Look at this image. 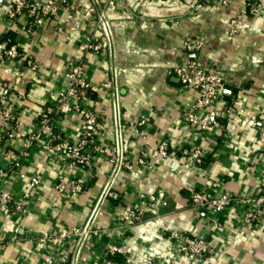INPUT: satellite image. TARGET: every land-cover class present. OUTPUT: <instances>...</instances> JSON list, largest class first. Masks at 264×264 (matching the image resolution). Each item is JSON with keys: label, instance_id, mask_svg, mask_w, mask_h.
Wrapping results in <instances>:
<instances>
[{"label": "crops", "instance_id": "0c3cea01", "mask_svg": "<svg viewBox=\"0 0 264 264\" xmlns=\"http://www.w3.org/2000/svg\"><path fill=\"white\" fill-rule=\"evenodd\" d=\"M68 1L77 9L70 12L64 5L55 20L28 37L27 19L20 16L12 23V0H0V37L12 26L13 37L40 64L37 71L17 73L14 62L0 61V105L19 111L13 137L0 125V168L16 167L38 114L67 89L65 73L78 59L98 87L81 98L101 118L96 139L118 146L132 168L117 166L103 154L94 156L91 167L72 168L60 154L35 143L8 185L16 193L30 191L33 201L26 213L0 217V264H52L54 254L68 243L34 238L90 221L99 233L73 241L72 264L103 257L108 242H122L125 252L118 259L132 256L138 264H147L149 256L155 257L151 264H264V210L252 223L244 220L246 207L264 208V9L252 17L244 0L215 2L201 13L194 9L197 0ZM100 5L106 7L108 30L90 10ZM238 13H244L248 31L230 35L228 20ZM58 24L64 32L56 29ZM188 38L203 42L201 55L222 68L228 80L224 97L214 104L221 114L205 130L184 119L194 109L198 91L171 72L188 59ZM101 39L104 49H83L84 43ZM56 127L75 133L83 127L81 115L59 117ZM163 140L169 155L157 150ZM194 147L200 148L201 161L192 158ZM78 176L86 179L82 192L54 188L57 178ZM193 190L229 193L245 201L221 212L201 210L190 200ZM144 206L141 217H132ZM176 232L206 238L215 246L214 254L176 255Z\"/></svg>", "mask_w": 264, "mask_h": 264}, {"label": "built area", "instance_id": "2783aa9c", "mask_svg": "<svg viewBox=\"0 0 264 264\" xmlns=\"http://www.w3.org/2000/svg\"><path fill=\"white\" fill-rule=\"evenodd\" d=\"M231 0H197L194 9L197 13H201L208 6L215 2L227 5ZM106 4H119L123 0H107ZM64 5H68L70 12L77 9L78 5L68 0H12L8 17L11 22L17 20L20 16L27 19L26 36H33L47 21L55 20L63 9ZM249 16L258 17L264 9V0H245ZM92 12H97L98 21L103 23L108 30V19L106 16L105 6H92ZM10 26L8 32L0 37V61L14 62L15 71L17 73L24 70L37 71L40 64L35 56L26 50L20 42L12 35ZM59 32H64L61 24L56 26ZM229 34L246 33L248 28L244 25V13H238L228 20ZM203 42L195 38H188L184 43V48L188 51L189 56L185 62L175 65L171 72L178 77L184 85L196 89L199 93L194 109L188 111L184 115L186 122L199 126L202 130L208 128L213 116L221 114V109L215 107L214 104L219 102L223 97L227 88V78L222 68L216 66L213 62L201 55ZM105 48V40H92L83 44L85 51H99ZM68 78V87L61 93L55 102L47 103L37 116V127L26 138V145L21 151L15 168H0V217H11L16 214L28 212L33 194L30 191L16 193L9 189L8 185L18 169V165L23 158L27 157L29 151L35 143L40 144L47 151L60 154L62 159L72 168L91 167L96 154L107 156L114 164H123L127 168H132V164L123 159L121 150L115 145H106L96 139L95 132L102 127L100 116L93 110L86 108L81 103V90L95 92L98 90L89 82L86 77V67L83 59H78L65 73ZM108 82L106 86H110ZM214 106V107H212ZM203 113L200 115L198 111ZM78 112L81 115L83 127L75 133H65L56 127V121L59 117ZM18 108L15 106L0 105V125L4 128L7 137L15 135V124L18 118ZM144 120L140 124H144ZM162 155H169V144L167 140L161 141L157 148ZM147 155V152L146 154ZM192 158L201 161V150L194 147L192 150ZM141 163H146L145 158L140 159ZM117 170V169H116ZM21 178H25L26 174L20 173ZM86 186L85 177H74L69 179L57 178L54 181V188L59 192L71 191L80 193ZM111 197H117L118 194L108 191ZM190 200L192 204L201 210L214 209L218 212L225 210L235 204L244 202L241 196L223 193L220 196H212L204 190H193ZM140 208L137 212H131L132 217L138 219L141 217L144 209ZM264 210L261 206L246 207L244 212V220L252 223L259 218L260 213ZM1 224V222H0ZM19 226L14 227V232H19ZM99 229L93 222L86 226H78L71 229H63L56 235L44 234L35 237L39 242L47 243L54 238L65 240L68 245L59 249L53 257L52 264H72L73 254L71 245L77 238H88L91 235H97ZM175 239L173 252L176 255L188 258H202L212 256L215 252V246L206 238L192 234L190 232H176L172 234ZM13 236L11 240H14ZM81 249V248H80ZM125 252V245L121 242H108L105 246L103 257L98 259L78 260L77 264H138L132 256L125 257L121 262L117 259L119 254ZM155 260L154 256L145 258L144 262L151 264Z\"/></svg>", "mask_w": 264, "mask_h": 264}, {"label": "trees", "instance_id": "16d2710c", "mask_svg": "<svg viewBox=\"0 0 264 264\" xmlns=\"http://www.w3.org/2000/svg\"><path fill=\"white\" fill-rule=\"evenodd\" d=\"M244 1H245V0H244ZM83 93H85V90H81V94H83ZM117 259H118V257H117ZM119 260H120L121 262H123V259L120 258V257H119Z\"/></svg>", "mask_w": 264, "mask_h": 264}]
</instances>
